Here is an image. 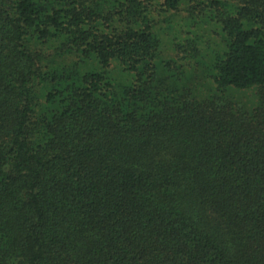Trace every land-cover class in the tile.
<instances>
[{"label": "trees", "instance_id": "16d2710c", "mask_svg": "<svg viewBox=\"0 0 264 264\" xmlns=\"http://www.w3.org/2000/svg\"><path fill=\"white\" fill-rule=\"evenodd\" d=\"M0 264H264V0H0Z\"/></svg>", "mask_w": 264, "mask_h": 264}, {"label": "rangeland", "instance_id": "374dc122", "mask_svg": "<svg viewBox=\"0 0 264 264\" xmlns=\"http://www.w3.org/2000/svg\"><path fill=\"white\" fill-rule=\"evenodd\" d=\"M158 19L160 27L169 28L167 35H165V38L168 40V42L174 39V37L172 36L174 31H183L181 34L184 36L185 32H191L192 30L191 19L187 17V14L182 12L177 14H162V16H160ZM204 35L206 36V38H209V35ZM209 42L213 45L214 39L210 38ZM178 43L179 41L175 42V44ZM170 56H172V53L170 54Z\"/></svg>", "mask_w": 264, "mask_h": 264}]
</instances>
